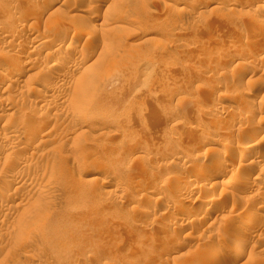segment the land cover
<instances>
[{"label": "rangeland", "instance_id": "obj_1", "mask_svg": "<svg viewBox=\"0 0 264 264\" xmlns=\"http://www.w3.org/2000/svg\"><path fill=\"white\" fill-rule=\"evenodd\" d=\"M51 1L0 0V71L17 43L31 67L0 86V176L22 175L0 177V264H225L237 252L234 264H264V196L234 188L251 161L264 191V0H79L76 13ZM32 28L77 39L85 64L49 71L57 47ZM231 139L242 147L218 172Z\"/></svg>", "mask_w": 264, "mask_h": 264}, {"label": "bare ground", "instance_id": "obj_2", "mask_svg": "<svg viewBox=\"0 0 264 264\" xmlns=\"http://www.w3.org/2000/svg\"><path fill=\"white\" fill-rule=\"evenodd\" d=\"M46 1V0H45ZM48 1V0H47ZM51 1V0H50ZM66 0H52L51 2H50V4L51 3H56V4H59L60 6L61 5H63L64 3H66L65 2ZM79 0H69V10L71 11V12H74L75 10H74V6H75V8H77L76 7V5H74L76 2H78ZM92 2H93V0H91ZM90 1V2H91ZM102 1V0H101ZM75 2V3H74ZM44 3H47V2H43V4ZM74 3V4H73ZM79 3V2H78ZM77 3V4H78ZM88 3V2H87ZM104 3V2H103ZM47 4H49V3H47ZM40 5H42V4H40ZM53 5V4H52ZM74 5V6H73ZM79 5V4H78ZM48 6H50V5H48ZM64 6V5H63ZM98 7H101L102 5H100V4H98L97 5ZM39 7H41V6H39ZM38 7V8H39ZM43 7V6H42ZM40 8V9H37V14H34V15H36L37 17L38 16H40V18H42V16L43 15H45V13L48 11L47 9H45L47 6L45 5V7L44 8ZM51 7V6H50ZM65 7V6H64ZM262 7V6H261ZM66 10H67V8H65ZM79 8H77V10H78ZM81 10V9H80ZM80 10H78V12H80ZM30 11V10H29ZM51 12H52V10H50ZM262 11H263V7H262ZM55 12V11H54ZM59 12V11H58ZM58 12H56L57 14H55V16H54V20H56L58 23H60L59 21H62L63 20V18L64 17H66V15L68 14L67 12L66 13H62V12H60L59 14H58ZM264 12V11H263ZM34 13V12H33ZM32 13V14H33ZM62 13V14H61ZM75 13H76V11H75ZM31 14V13H30ZM29 14V15H30ZM31 14V15H32ZM47 14V13H46ZM54 14V13H53ZM69 14H71V13H69ZM68 14V15H69ZM26 15V14H25ZM28 15V16H29ZM30 15V16H31ZM79 15V14H78ZM28 16H26L27 18H28ZM71 16V15H70ZM23 17V16H22ZM34 17V16H33ZM36 17V18H37ZM69 17V16H68ZM71 17H73V16H71ZM29 18H31V17H29ZM39 18V17H38ZM23 19H25V18H23ZM26 20V19H25ZM30 20V19H29ZM15 21V20H14ZM13 21V23H15ZM23 21V20H22ZM2 22V21H1ZM24 22V21H23ZM57 22H55V24L57 23ZM255 22V24L257 23L258 25H259V27H260V25H263L264 26V18L262 19L261 17H258L257 19H256V21H254ZM15 25V24H14ZM16 25H17V23H16ZM58 25V24H57ZM100 25V24H99ZM86 26V25H85ZM17 28H18V26H16ZM47 28V27H46ZM57 28V27H56ZM41 29V28H40ZM44 29V28H43ZM86 28L84 27V28H82L81 29V33H83L84 35H86L85 33H86V30H85ZM260 29V28H259ZM13 30V29H12ZM17 30V29H16ZM19 30V29H18ZM22 30H24L23 29V27H22ZM22 30H20V31H22ZM32 30H33V28H32ZM29 31V32H26V30L24 31V34H26L27 36H28V38H30L32 41H38V40H40V39H48V43L49 42H52V44L54 43L55 44V46L57 47V49H56V52H55V54H54V56H53V60H52V62L48 65V67H47V69L50 71V70H53V71H55V70H57V69H59V68H63V67H67L68 65H71V66H75V68H76V65L78 66V64H81V65H83V64H85V61L84 60H82L83 58H80L79 57V55L77 56H74V55H71V50H73V42H74V44H75V41L77 40V39H72V40H70V43H69V45H66L65 44V41H67L66 39H67V37H66V35H67V33H65V34H58V36L57 35H55V33L52 31H49L48 30V32H46L45 30L44 31H41V32H39V31H35V30H33V31ZM80 30V29H79ZM14 31V30H13ZM20 31H18L17 33H19ZM0 32H2V31H0ZM16 32V31H15ZM23 32V31H22ZM26 32V33H25ZM79 32V33H80ZM21 33V32H20ZM79 33H77V34H79ZM9 34V33H8ZM15 34V33H14ZM23 34V35H24ZM76 34V35H77ZM11 35V34H10ZM16 35V34H15ZM79 35H81V34H79ZM78 35V36H79ZM83 37V36H82ZM81 37V38H82ZM5 38V37H4ZM78 38V37H77ZM89 39V38H88ZM88 39H86V40H88ZM80 40V39H79ZM90 40V39H89ZM9 41V40H8ZM22 41V40H21ZM78 41V40H77ZM84 44V43H83ZM18 47H17V49H16V51H17V54L13 57V59L12 60H10L9 62H6V63H3L2 64V66H4L3 68H2V70L0 71V86H2L3 84H5V86H7L6 85V83H9V82H11V84H13L12 82H15V81H17L22 75H23V72L24 71H26V69H29V68H27V67H30V66H27V64L26 63H22L21 62V58H20V56L19 55H21L22 53H24L23 51H22V45L21 44H16ZM15 45V46H16ZM41 45H43L42 43H40V44H38V45H34L33 47H32V50L33 51H37V50H39V49H41ZM48 45V44H47ZM76 45H77V43H76ZM76 45L74 46V48L76 47ZM85 45V44H84ZM11 46H14V45H11ZM8 47V46H7ZM13 48V47H12ZM44 48V47H43ZM88 48V47H87ZM24 49V48H23ZM80 49H81V47H80ZM26 50V49H25ZM86 50V49H85ZM83 51V50H82ZM87 51V50H86ZM77 52V51H76ZM80 52V51H79ZM256 52V51H255ZM29 53V52H28ZM84 53H87V52H84ZM81 54V53H80ZM256 54V53H255ZM82 55V54H81ZM80 55V56H81ZM257 55H258V53H257ZM82 56H84V55H82ZM253 56H255V55H253ZM86 57V56H85ZM264 58V57H263ZM37 59V58H36ZM85 60H86V58H85ZM89 60V59H88ZM33 61H35V60H33ZM37 61V60H36ZM39 61V60H38ZM264 62V61H263ZM30 63V62H29ZM32 63V62H31ZM38 63V62H37ZM20 66V68H16V66ZM29 65V64H28ZM35 65H37V64H35ZM80 65V66H81ZM91 65V64H90ZM34 66V65H33ZM87 66H89V65H87ZM39 67V64L37 65V67L36 68H38ZM31 68V67H30ZM69 68V67H68ZM78 68H80L79 66H78ZM41 69H42V67H41ZM37 70V69H36ZM75 70H78V69H75ZM74 70V71H75ZM44 71V70H43ZM240 71V70H239ZM242 71V70H241ZM240 71V72H241ZM245 71V70H244ZM66 72V71H65ZM243 72V71H242ZM45 73H46V71H45ZM49 73V72H48ZM243 74H244V72H243ZM60 75V74H59ZM44 76V75H43ZM237 76H239V75H237ZM58 77V76H57ZM241 77V76H240ZM58 79V78H57ZM65 79H67V77H65L64 75H60L59 76V82L61 81V82H64L65 81ZM68 79H70L69 77H68ZM241 79V80H240ZM248 80V79H247ZM249 81V80H248ZM67 82V81H66ZM65 82V83H66ZM71 82V81H70ZM246 82V81H245ZM245 82L243 81V79L242 78H239L238 79V81L235 83V85H234V87H233V89L235 88V89H237V92H239L238 90H241V92H244L243 90H245L246 88L244 87V85H245ZM68 83V82H67ZM16 84V83H15ZM64 83H62L61 85H63ZM251 84V83H250ZM8 85H10V84H8ZM60 85V84H59ZM66 85V84H65ZM249 86V85H248ZM8 87V86H7ZM7 87H5V88H7ZM9 87H11V86H9ZM61 87V86H60ZM35 89V88H34ZM33 89V90H34ZM5 90V89H4ZM33 90L31 91L32 93H33ZM28 91V90H27ZM35 91H38V90H35ZM234 91V90H233ZM39 92V91H38ZM37 92V93H38ZM236 92V91H235ZM234 92V93H235ZM236 92V93H237ZM250 92V91H249ZM35 93V92H34ZM248 93V92H247ZM243 94V93H242ZM40 95V94H39ZM45 95V94H44ZM54 95V94H53ZM238 95V94H237ZM247 95V94H246ZM55 96V95H54ZM42 97V96H41ZM50 97V96H49ZM48 98V97H47ZM2 99V98H1ZM54 99V98H53ZM4 100V99H3ZM2 100V101H3ZM253 101V99L252 98H249V99H247V100H245V101H243V102H245V103H250V102H252ZM56 102H57V100H56ZM1 103H3V102H1ZM58 103H60V102H58ZM63 103V102H62ZM65 103V102H64ZM252 103H254V102H252ZM255 104V103H254ZM0 105H2V104H0ZM5 106V105H4ZM247 106V105H246ZM249 106V105H248ZM10 107V106H9ZM42 107H44V106H42ZM5 108H6V110H9V108H7L6 106H5ZM249 108V107H248ZM252 108H253V106H252ZM256 108V107H255ZM41 109V108H40ZM215 109V108H214ZM219 110H220V107L218 108ZM222 109V108H221ZM219 110H214L213 111V114H212V116H211V118H210V121L208 122V124L210 125V127L212 128V129H219L220 127H223V121H222V118H221V116H219L220 115V112L221 111H219ZM253 110V109H252ZM38 111V110H37ZM42 111V110H41ZM46 111V110H45ZM247 112V111H246ZM252 112V111H251ZM256 112V111H255ZM245 113V112H244ZM237 114V113H236ZM236 114H235V116H236ZM235 116L233 117V116H231L230 118H229V120L230 121H233L234 119H236L235 118ZM254 116V115H253ZM252 116V117H253ZM264 116V115H263ZM252 117H251V115L250 114H244V116H243V118L245 119V121H247V120H249V119H252ZM237 118H238V116H237ZM254 118V117H253ZM238 119H240V118H238ZM237 119V120H238ZM44 120V119H43ZM254 120H255V118H254ZM251 121V120H250ZM227 123V122H226ZM229 123H231V122H229ZM243 123V122H242ZM228 124V123H227ZM199 125V124H198ZM235 125V124H234ZM233 125V126H234ZM208 126V125H207ZM232 126V125H231ZM230 126V130H231V128L233 129V126L231 127ZM241 126V125H240ZM238 127V125H237V128H235V130L237 131V133L238 132H240V131H242V128H244L243 126H242V128L241 127ZM201 127V126H200ZM209 127V126H208ZM11 128V127H10ZM224 128H225V126H224ZM12 129V128H11ZM246 129V128H245ZM2 130V129H1ZM37 130V129H36ZM35 130V131H36ZM223 130V129H222ZM228 130V129H227ZM230 130H229V132H230ZM260 130H261V128L260 129H257V130H255L254 132L252 131V136H254L255 134H257L258 135V133H260ZM34 131V130H33ZM220 131V130H219ZM233 131H234V129H233ZM218 132V131H217ZM223 132V131H222ZM12 133V132H11ZM16 133V132H15ZM29 133H31V132H29ZM36 133V132H35ZM41 133V132H40ZM216 133V132H215ZM220 133H221V131H220ZM224 133V132H223ZM227 133V132H226ZM8 134V133H7ZM18 134V133H17ZM230 134V133H229ZM3 135L5 136V133H3ZM220 135V134H219ZM222 135V134H221ZM220 135V136H221ZM233 135V134H232ZM247 135V134H246ZM2 136V135H1ZM45 136V135H44ZM224 136V135H223ZM222 136V137H223ZM230 136V135H229ZM256 136V135H255ZM16 137V136H15ZM30 137H32V136H30ZM43 137V136H42ZM187 137V136H186ZM192 137V136H191ZM240 137H241V135H240ZM258 137V136H257ZM1 138H3V136L1 137ZM0 138V139H1ZM25 138V137H24ZM190 138V137H189ZM253 138V137H252ZM251 137H250V135H248V137H244L243 139H241V141H242V144L245 146V145H247V144H250L251 143V139H252ZM17 139H22V137H18ZM16 139V142H14V144L13 143H11L10 141H9V143H11V144H13L14 146H16L17 147V143H18V141H19V143H20V140H17ZM26 139V138H25ZM235 139V138H234ZM6 140V139H5ZM23 140V139H22ZM21 140V141H22ZM48 140V139H47ZM187 140V139H186ZM190 140V139H189ZM253 140V139H252ZM255 140V139H254ZM262 140V139H261ZM13 141H14V139H13ZM238 141H240V140H238ZM263 141V140H262ZM41 142V141H40ZM236 142V141H235ZM235 142H233V140L231 139V140H227L226 142L224 141V144H222V149H223V154L220 156V160H221V164H219V166L217 167V170H218V172L219 171H221V170H225L224 168H225V164H224V161L225 160H227V158H232L231 157V155H232V153H233V151L234 150H237V149H239V148H241L242 146L241 145H238L237 143H235ZM260 142V141H259ZM31 143V142H30ZM219 143V142H218ZM11 144H10V146H11ZM41 144V143H40ZM241 144V143H240ZM259 144V143H258ZM261 144V143H260ZM28 145V144H27ZM14 146H11V148L12 147H14ZM44 146V145H43ZM47 146V145H46ZM239 146H241V147H239ZM4 147V146H3ZM15 147V148H16ZM1 148V147H0ZM35 148V147H34ZM2 149H5V147L4 148H2ZM1 149V150H2ZM21 149V148H20ZM32 149V148H31ZM244 149V148H243ZM19 151V150H18ZM247 152H248V155H247ZM247 152H246V150L245 151H242V150H239L238 152H236V154H235V156L237 157V159L239 160L238 162H245L247 159H246V157H249V151L247 150ZM25 154V153H24ZM264 154V153H263ZM40 155V154H39ZM234 155V154H233ZM251 155V154H250ZM12 156V155H11ZM236 157H233V159L234 158H236ZM264 157V156H263ZM15 158V157H14ZM209 158V157H208ZM255 158V157H254ZM257 158V157H256ZM11 159H13V158H11ZM143 159V158H142ZM250 159V158H249ZM5 161V160H4ZM260 161V160H259ZM263 161V160H262ZM205 162V161H204ZM220 163V162H219ZM250 163H251V161H250ZM249 163V164H250ZM201 164V163H200ZM228 164V163H227ZM242 164V163H241ZM249 164H243V166L241 167V165L239 166L241 169H239L240 170V173L238 172V174H240L242 177L239 179H237V184H236V186H234V188H235V190H237L238 191V189H242V188H244V187H248V184H249V186L252 188V189H255L256 188V190H259L258 191V194L259 195H262V196H264V191H262V189L260 188L261 187V184L259 183V180H255L253 177H252V175H250L251 173H248V166H249ZM253 164V163H252ZM17 165V164H16ZM29 165V164H28ZM203 165V164H202ZM234 165V164H233ZM254 165V164H253ZM264 165V164H263ZM61 166V165H60ZM230 166V165H229ZM24 167V166H23ZM204 167V166H203ZM233 167V166H232ZM252 167V166H251ZM263 167V166H262ZM261 167V168H262ZM27 168V167H26ZM33 168V167H32ZM39 168V167H38ZM200 168V167H199ZM255 168V167H254ZM67 169V168H66ZM65 169V170H66ZM201 169V168H200ZM227 169V168H226ZM257 169V168H256ZM64 170V169H63ZM65 170L63 171V172H65ZM68 170V169H67ZM216 171V170H215ZM228 171V170H227ZM195 172V173H194ZM193 173L194 174H196V171H194ZM7 173V172H6ZM24 173V172H23ZM192 173V174H193ZM198 173V172H197ZM201 173V172H200ZM210 173V172H209ZM225 173V172H224ZM235 173V172H234ZM259 173H260V171H259ZM66 174V173H65ZM64 174V175H65ZM193 174V175H194ZM199 174V173H198ZM198 174H196V175H198ZM230 174V173H229ZM215 175V174H214ZM239 175V176H240ZM208 176H210V177H214L213 176V174L212 175H208ZM3 180H7L8 182L7 183H12V184H14V185H16V184H19L20 183V181H21V178H22V175L20 174V173H18V174H11V172H10V174H1V176H0ZM65 177V176H64ZM231 177V176H230ZM237 177V176H236ZM26 178V177H25ZM28 178V177H27ZM195 178V177H194ZM193 178V179H194ZM258 178V177H257ZM37 179V178H36ZM36 179H34V180H36ZM233 179V178H232ZM175 180H177V181H175V182H179V183H182L183 182V180L182 179H175ZM255 180V181H254ZM31 181V180H30ZM196 181H198V180H196ZM6 182V181H5ZM42 182V181H41ZM40 182V183H41ZM119 182V181H118ZM28 183V182H27ZM33 183V182H32ZM185 183V182H184ZM233 183V182H232ZM11 184V185H12ZM43 184H44V182H43ZM6 185V184H5ZM20 185V184H19ZM19 185H18V187H19ZM23 185V184H22ZM32 185V184H31ZM36 185V184H35ZM120 185H122L121 183H120ZM177 185H179V184H177ZM25 186V185H24ZM27 186H29V185H27ZM34 186V185H33ZM31 187L30 186V188H35V187ZM39 186V185H38ZM180 186V185H179ZM231 186V185H230ZM4 187V186H3ZM18 187H16L15 189H19ZM22 187V186H21ZM20 187V188H21ZM211 187V186H210ZM8 188V187H7ZM28 188V187H27ZM231 188V187H230ZM177 189H181V187L180 188H177ZM264 189V188H263ZM21 190V189H20ZM28 190V189H27ZM32 190V189H31ZM14 191V190H13ZM30 191V190H29ZM182 191V190H181ZM254 192H257V191H255L254 190ZM110 193V192H109ZM200 193V192H199ZM238 193V192H237ZM251 193V192H250ZM1 194H3V193H1ZM183 194V193H182ZM253 194V193H252ZM255 194V193H254ZM179 195H181L180 194V192H179ZM251 195V194H250ZM257 195V194H256ZM10 196V195H9ZM197 196H199V195H197ZM258 196V195H257ZM234 197H237V196H234ZM9 199V198H8ZM239 199V198H238ZM252 199V198H251ZM250 199V200H251ZM262 199V198H261ZM198 200V199H197ZM201 200V199H200ZM232 200H233V198H232ZM246 200V199H245ZM250 200H248V201H246V202H249ZM253 201V200H252ZM202 203V202H201ZM262 205V204H261ZM264 205V204H263ZM18 206V205H17ZM177 210V209H176ZM246 210V209H245ZM261 210V212L264 210V206H261L260 208H259V210L258 211H260ZM144 211V210H143ZM146 212V211H145ZM256 212V211H255ZM243 213V212H242ZM251 213H253V212H251ZM238 214V213H237ZM257 214V213H256ZM263 214V213H262ZM7 215V214H6ZM207 216V215H206ZM243 216H246L247 218L246 219H248V222H247V224L248 225H252L253 226V224L256 222V221H253L251 218H250V212L248 213L247 212V215L245 214V215H243ZM255 216V215H254ZM239 217V216H238ZM251 219H249V218ZM233 218V217H232ZM254 218V217H253ZM256 218V217H255ZM202 219V218H201ZM204 219V218H203ZM202 219V220H203ZM238 219V218H237ZM240 219H242V218H240ZM243 219H245V218H243ZM262 219V218H261ZM247 221V220H246ZM196 222V221H195ZM258 222V221H257ZM261 222H262V220H261ZM261 222H260V224H261ZM259 223V222H258ZM256 225V224H255ZM249 226V227H250ZM248 228V227H247ZM255 228V227H254ZM256 228H257V226H256ZM256 231V230H255ZM263 231V230H262ZM260 233V232H259ZM261 235V234H260ZM155 237V236H154ZM259 238V237H258ZM261 238V237H260ZM162 241V240H161ZM256 241V240H255ZM160 242V241H159ZM161 243V245L164 247L165 245H166V242H160ZM218 244V243H217ZM161 246V247H162ZM163 247H162V249H163ZM221 247V246H220ZM222 248V247H221ZM264 250V249H263ZM220 251V250H219ZM263 252V251H262ZM220 253V252H219ZM232 254V253H231ZM223 255V254H222ZM241 254H239L238 252L236 253V254H233V255H231V256H233V257H231L232 258V260L231 261H229L228 260V263L227 262H225V264L227 263V264H234L235 263V261H237L241 256H240ZM215 260V259H214ZM217 260V259H216ZM215 260V261H216ZM227 260V259H226ZM214 262V261H213ZM216 262H218V261H216ZM219 264V263H218Z\"/></svg>", "mask_w": 264, "mask_h": 264}]
</instances>
